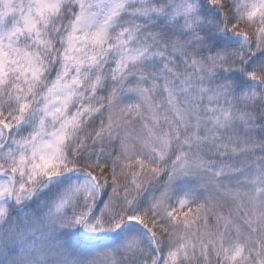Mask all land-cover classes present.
I'll return each mask as SVG.
<instances>
[{"label": "clouds", "instance_id": "9594fccd", "mask_svg": "<svg viewBox=\"0 0 264 264\" xmlns=\"http://www.w3.org/2000/svg\"><path fill=\"white\" fill-rule=\"evenodd\" d=\"M0 264H264V0H0Z\"/></svg>", "mask_w": 264, "mask_h": 264}, {"label": "snow or ice", "instance_id": "6c2138e0", "mask_svg": "<svg viewBox=\"0 0 264 264\" xmlns=\"http://www.w3.org/2000/svg\"><path fill=\"white\" fill-rule=\"evenodd\" d=\"M128 219H129L130 221H131V220L139 221V220H141V217H139V216H129ZM89 227H91V226H89Z\"/></svg>", "mask_w": 264, "mask_h": 264}]
</instances>
